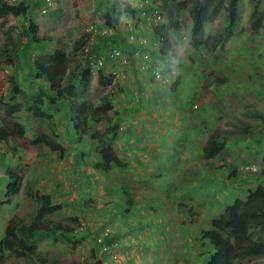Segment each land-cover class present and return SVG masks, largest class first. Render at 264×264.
<instances>
[{
	"label": "rangeland",
	"instance_id": "1",
	"mask_svg": "<svg viewBox=\"0 0 264 264\" xmlns=\"http://www.w3.org/2000/svg\"><path fill=\"white\" fill-rule=\"evenodd\" d=\"M118 1L121 4V0ZM154 1L167 13V16L175 10L178 21L192 25L189 9L194 0ZM30 2L31 0H26L28 9L25 16H15L16 23L11 33L12 42L20 41L21 32L27 25V18L30 16L32 20L45 26V38L41 41L40 48L34 47V57L39 52L40 54L45 52L47 48L50 50L51 45L49 46L47 38H55L63 43L68 56L75 49L76 53L79 55L81 53L85 57L84 46L90 48L88 40L90 26L93 23H99V30L102 28L107 13L106 3L112 6L115 0H64L60 4L62 7L60 11L52 8V4L49 7L44 6V0L38 7L35 3ZM211 5L212 3L208 10ZM44 7L47 9L46 12L41 11ZM253 7L257 12L262 13L261 26L257 30L250 28V21L247 18L249 10ZM150 15L151 13L148 12L147 18ZM134 17L137 20V12ZM235 18L237 22L233 23L229 29H227L226 13L223 9L219 10L215 20H205L203 36L199 38L203 39L205 45L193 42L189 59L182 63L179 72L175 68L172 70V77L181 76V82H185L184 86L178 85L181 92L177 104H183L179 105L182 108L178 107V109L188 108L192 113H189L191 121L188 120L189 124L186 126L185 137L188 140L181 145L184 148L180 147L178 150L181 157L172 161L173 163L180 160V163L175 167H170V170H166L169 173L155 176L150 184L153 189L149 193V197L140 198V202L145 203L146 206V201H161L162 204L166 202V205L161 207L154 205L156 214L150 219L152 223L149 233L150 242L154 238L156 251H158L154 255L146 256L150 264H201L203 260H207L211 250L209 254L203 253L205 247L199 238L200 230L203 227H208L211 219L221 214L225 206L234 198H245L248 190L256 187L260 171L264 166L261 153L255 152L256 139H261L264 147V120L251 116L249 113L253 110L264 112V0H241ZM140 20H142V24L147 23L146 17L140 16ZM205 25L207 31H205ZM126 31L125 34L119 32L125 39V35L128 37L130 33V31ZM96 32L98 33V31ZM210 34L214 39L208 38ZM110 36L98 34L95 37V43L92 44L97 48L95 54L101 56L102 51L105 50L102 45L108 46L109 39L112 42L117 35L115 34V38H110ZM205 37L206 39H204ZM136 38L137 35H135ZM5 39L6 36L3 37L0 31V62L8 64L9 56L15 59L14 49L16 46L13 43L5 45ZM132 42L134 43V41ZM12 45L14 47L11 49ZM8 52L11 54H7ZM28 54L17 55L21 62L25 61V63L22 62L24 67L26 64H32ZM79 62H82L81 55L79 59L68 60L64 82L69 77V72ZM96 69L97 67H93L89 89L84 93V99L90 105L97 104L99 98L107 97L106 94L111 93L113 89V84L102 88V90L96 86L94 74ZM4 74L9 77L8 73L4 72ZM41 79L43 78L37 79L39 83H41ZM8 89H10L9 86L6 90ZM47 91L46 89V93ZM22 97L20 103L24 107L28 103L24 96ZM74 100L76 99L70 98V101ZM169 101L171 102V100L166 102ZM192 104H196V108H192ZM6 108L3 103H0V117L4 116ZM107 115L101 114L100 125L107 121ZM44 122L50 123L51 121L44 120ZM28 126L27 135L13 138L16 146L20 145L24 148V154H27L24 163L27 166L19 170L23 178L19 192L13 195L12 203L4 206V211L0 213V217H3L0 220V238L4 236L9 216L19 223L27 224L31 221L41 205V200L38 197L39 194H42L40 190L46 189L45 186L51 183L50 177L55 179L52 166L50 167L49 163L46 164L45 161L50 162L51 158L58 154V151L49 149L45 142L35 145L31 143V140L47 131L46 135L49 138L57 136L58 138L56 137L55 140L60 144L65 143L61 142L63 141L61 135L50 130L49 125L39 124L37 128L33 126L32 129H29L30 125ZM247 126L250 130H247ZM188 132L192 135L190 136ZM211 135L223 141L225 146L220 153L207 160L204 158L202 148L205 147ZM94 146H97L94 141L91 143L82 141L75 144V150L77 152L78 148H81L91 153ZM40 153L45 155L47 160L43 157L37 158L36 154ZM89 153L82 158L87 164L96 161ZM58 159L59 168L62 162L70 164L67 166V172L58 171L59 176H62L58 178V182L61 183L65 179V184H68L69 187L72 185L74 188L72 190L69 188L65 194L62 193L61 196L54 199L60 201L59 204H53L59 207L46 212L45 219L61 221L70 228V232L67 235L57 234L52 238L42 236L38 239V249L35 253L28 254L25 258L11 254L12 257L5 258V264H24L26 260L32 264H102L99 256V253H102L101 246L98 241L101 237L103 239L102 227L100 229L98 225L97 227L92 226L91 229L87 228L83 218V206L80 205L83 200L85 203L88 196L94 200L102 199L99 195V185L94 182L90 184L91 187L88 190L87 184L82 180H86L88 177L86 174L90 173L91 169L82 168L78 172L80 167L77 169L76 166L80 162L79 159L76 161L77 158L75 160L68 158L66 161L60 155H58ZM40 160L43 162L41 166L38 163L41 162ZM64 167L65 165H63ZM139 168L143 167L140 166L136 169ZM120 169L124 168L120 167ZM209 169L215 170L208 171ZM74 170L75 173H72ZM232 171L237 174L230 176L229 173L231 174ZM97 175L102 180L98 173ZM136 177L135 175L134 179ZM167 180L176 184L180 183L181 186L185 181L188 187L186 191L177 192L167 185ZM143 193L145 195V192ZM66 194L71 196L65 200L67 202H64L63 197ZM179 198L180 200H178ZM177 201H180V206ZM90 205L92 203L86 204V206ZM158 214V218L164 224L156 227ZM163 235L167 236L163 238ZM85 236L89 238V241L85 239ZM183 242H186V249L183 247ZM93 244L94 247H92ZM206 246L210 249L208 243ZM116 258H118V262L121 256L116 254ZM241 262L242 264H264V256L246 258Z\"/></svg>",
	"mask_w": 264,
	"mask_h": 264
},
{
	"label": "crops",
	"instance_id": "2",
	"mask_svg": "<svg viewBox=\"0 0 264 264\" xmlns=\"http://www.w3.org/2000/svg\"><path fill=\"white\" fill-rule=\"evenodd\" d=\"M42 1L37 0L35 2V0H31L37 7L42 4ZM63 1L59 0L57 11L61 10L60 4ZM118 4L116 2L119 8L120 5L118 6ZM149 7V5H145L143 0H139L138 8H129L128 10L133 11V13L137 12L140 15L143 11L148 13L151 10ZM140 26L143 30L152 32L149 22L145 24L141 22ZM136 30V35L145 38L147 41L140 42L141 39H134L130 40V42L134 41V43L127 44L128 39L123 38V35L119 34V32L123 31L122 26L117 30V36L114 41L111 42L109 39L108 46L102 45V48L105 49L102 51V56L106 60L104 69L106 72L113 74L114 77L110 99H112V105L117 112L112 117L108 116V123L105 121L102 127L110 124L114 130L112 132L114 138L111 137L110 139L109 137V142L114 147L116 156L122 162L127 163L126 167H122L124 169L114 165L111 166L110 170L101 172L93 167L94 162L87 164L82 158L89 151L84 148V150L78 148L76 152L75 144L82 141L98 143L87 134L78 135L76 133L74 126V107L76 108V105L73 101H70V99L59 100L57 103L50 104L47 100V95L45 97V94L49 92L48 82L44 77L37 76V70L33 68L32 64H26L24 67L22 62L25 63V61L22 60L21 62L18 57H15L13 65L0 63L1 68L5 67L3 72L13 76L18 84V92L13 93L9 89L6 90L0 103H3L6 107L13 104L20 106L19 111L15 113L14 119L23 125L24 135L28 134V125H30L29 129L34 128L33 126L37 128L39 124L49 125L51 131L54 130L55 133L63 137L61 142H65L61 143L64 151L60 157H63L66 161H68V158L72 160L77 158L76 161L79 159L78 165L74 164L77 169L80 167L78 172L82 168L91 169V172L86 174L88 176L86 180L83 179L82 181L87 184L88 190L91 187L90 184L97 183L99 185V195L102 199L94 200L91 196H88L85 203H92V205L86 206L84 200L80 205L82 204L83 206V218L87 228L91 229L92 226L97 227L99 225L100 229L102 227V234H105V232L108 234L104 238L107 244H104V246L107 247V250L102 251V244L100 245L102 253H99V256L102 264H150L146 256L154 255L158 252L156 251L157 247L154 238L150 242L149 233L152 224L150 219L155 216L152 211V209L155 210L154 205L155 207H161L166 205V202L162 204L161 201H146V206L145 203L140 202V198L149 197V193L153 189L150 184L155 176L169 173L166 170H170V167H175L180 163V160L173 163L172 161L181 157V153H178V150L188 140L185 137L186 126L189 124L187 121H191L189 113L192 112L188 108L178 109L179 105H183L182 103L177 104L178 96L181 92L178 89V85H185V82H181L182 77L175 75L172 83L171 80L167 79L164 81L156 80L149 73L139 68L142 60L140 52L150 51L152 54L150 56L151 61H157L159 65L161 51L158 50L160 44L156 42L155 34L149 35L141 29L136 28ZM111 37L115 38V34L111 35ZM37 47L40 48L41 45L38 44ZM31 48L34 49L33 46ZM46 50H49V48ZM113 50H118L122 59L114 58L111 55ZM39 78H43L41 83L37 80ZM46 89L48 90L47 93ZM22 96L28 103L24 107L20 103ZM38 96L43 99L41 105H39L41 110L49 113L50 117L44 118L34 115L32 109L37 106L36 98ZM168 100H171V102H166ZM42 119L50 120L51 122H44ZM46 133L48 132L46 131ZM188 133L190 136L192 135L190 132ZM89 134L91 135V132ZM56 137L54 136L53 140ZM55 141L58 142L57 140ZM18 146L15 145L13 138H10L7 142L0 141V213L4 211V206L10 205L13 200V196H5L7 186L11 182L7 170L16 173L18 171L17 174L21 176L19 170L27 166L24 163L26 162L27 154H24V148L20 147V145ZM181 148H184V146ZM58 155H60L59 152L55 154L54 158H51L50 162L44 160L46 164L49 163L48 165L52 166L55 179L50 177L51 183L45 186L46 189L40 190L42 194L50 196L52 204H59L60 201L54 199L57 196H61L62 193L65 194L69 188L71 190L74 188L72 185L69 187L68 184H65V179L61 183L58 182V178L62 177L59 176L58 171L64 170L67 172V166H70L69 163L64 164L62 162L59 168ZM36 157H43L47 160L42 153L36 154ZM38 163L41 166L43 162ZM63 165H65L64 168ZM140 166L143 168L136 169ZM16 169L17 171H15ZM213 170L215 169H209L208 171ZM72 173H75V170ZM97 173L102 177V180H100ZM135 175L137 176L136 179H134ZM167 185L177 192L186 191L188 187L185 181H183L181 186L180 183L176 184L167 180ZM143 192H145V195ZM70 196L66 194L63 197V201L67 202L65 200ZM151 206L152 209H148ZM1 218L3 217L1 216L0 220ZM10 218L11 216L7 219ZM161 222L158 219L155 226H161ZM85 239L89 241L86 236ZM92 247H94V244ZM112 254L121 256L118 262V258H113ZM0 264H5V261Z\"/></svg>",
	"mask_w": 264,
	"mask_h": 264
},
{
	"label": "trees",
	"instance_id": "3",
	"mask_svg": "<svg viewBox=\"0 0 264 264\" xmlns=\"http://www.w3.org/2000/svg\"><path fill=\"white\" fill-rule=\"evenodd\" d=\"M58 2L59 0L52 2V8L56 9ZM239 2L240 0H194L189 9L194 29L193 42L205 45L203 39H199L203 36L204 21L215 20L220 9L225 10L227 29H229L235 21L234 18ZM211 3L212 5L208 10ZM106 8L105 24L114 26L115 22H117V5L114 3L113 6H110L106 3ZM27 9L26 0H0V31L3 37L6 36L5 45L13 43L11 33L16 23L15 16H25ZM170 14H168L170 19L168 25H163L162 29L159 30L162 34H165L164 36H166L169 28L179 27L175 10ZM250 19H252L250 28L257 30L261 26L262 13L257 12L256 8L253 7L252 11H250ZM26 24L21 32L20 41L13 43L17 49H14L15 57L22 53H29L28 57L31 59L33 68L37 70V76L44 77L48 82L49 92L47 100L50 104L57 103L59 100H67L71 97L76 99L73 101L76 105V108L74 107L75 130L78 135L87 134L97 141V146L89 153L96 160L93 164L96 170L107 171L114 165L126 167L127 163L122 162L116 156L114 147L109 142V137L110 139L111 137L114 138L112 136L114 130L111 125L108 124L104 127L100 125L101 114H108L107 116L110 117L117 114L112 105L110 93L106 94L107 97L102 96L99 98L98 103L95 105H90L84 99V93L89 89L92 75L88 59H83L81 63L76 64L69 72L66 82H64L68 60L80 58V55L76 53L77 50H72L70 56H68L63 43L55 38H47L51 45V50H46L41 54L40 52L39 54L36 53L37 56L34 57L35 51L31 46L36 48L45 38V26L38 24L30 16L27 18ZM208 38L214 39L211 34L208 35ZM218 39H221L220 36ZM164 43L163 48H166L168 46L167 39ZM13 45L11 49L14 47ZM92 50L97 52L95 46ZM7 54L11 53L8 52ZM12 58L10 56L7 58L8 64L13 65L15 59ZM4 68L0 67V101L8 86L13 93L18 92L17 82L13 76L8 77L4 74ZM112 81L113 74H107L104 65L96 70L95 83L99 89L102 90V88L110 86ZM42 100L40 96L36 98L37 106L32 111L37 117L48 118L50 114L41 110L39 106ZM19 107L18 104L9 105L5 110L4 116L0 117V141L7 142L10 138L24 136L23 125L14 119ZM249 113L251 116L260 117L264 120V112L253 110ZM246 128L250 130L248 126ZM89 132H91V135ZM41 142H45L49 149L57 150L60 156L63 155L64 147L53 140V138H48L45 132L31 140V143L35 145ZM255 145V152L261 153L264 162V147L261 139H256ZM224 146L223 141L211 135L205 147L202 148L204 158L207 160L213 158L223 150ZM7 171L11 182L7 186L5 196H13L20 190L22 177L16 172ZM236 174L237 172L234 171L231 174L229 173L230 176ZM38 197L41 200V205L29 223H19L13 218L7 221L4 236L0 239V262L3 261L5 252H11L14 256L24 258L28 254L35 253L38 241L37 236L40 234L56 237L57 234L67 235L70 232V228L61 221L45 219L46 212L59 206L53 205L50 196L47 194H41ZM199 238L201 243H204L205 249L203 253L209 254L211 250L207 260H203L201 264H242L241 261L243 259L264 256V166L260 171L256 187L248 190L245 198L236 197L227 204L221 214L211 219L208 227H203L200 230ZM206 243L209 244L210 249L206 246ZM183 247L186 249V242H183ZM26 264H30L29 261Z\"/></svg>",
	"mask_w": 264,
	"mask_h": 264
},
{
	"label": "clouds",
	"instance_id": "4",
	"mask_svg": "<svg viewBox=\"0 0 264 264\" xmlns=\"http://www.w3.org/2000/svg\"><path fill=\"white\" fill-rule=\"evenodd\" d=\"M52 2H53V0H51V3L48 4L44 0V6L49 7L52 4ZM116 2L119 3L118 0H115L114 3L116 4ZM152 3L155 6H157V8L159 9V11L162 14V16L157 17V26H161V27L160 28L158 27V29H155V30L154 29L152 30V28H153L152 27V22L149 21L148 19H146V21L149 22V27H150V29H151L152 32H150L149 30H143V28L140 26V23L142 22V20H140V19L139 20H135V19L132 20V16H136V13H133V11H129L128 9L129 8H131V9L138 8L139 7V0H121V4L119 3V5H120L119 8L117 7V10H116V13H117V15H116L117 22H115V25L112 26V25H109L107 23L106 24H103V25H107V26H110V27L113 28L114 32L113 33H110L109 35L116 34L117 30L120 27H122V26H123V31H121V32H124V34H125V32H127L126 30L131 31V30H129L128 24L131 27L133 25V32L132 33L134 35V38H135V35L137 34L136 28L137 29H141L142 31H145V33L146 34H149V35L155 34L156 42H158L160 44V47H159L158 50L161 51V56H160V60H159V65H158L157 61H155L158 68L154 71L153 75L156 76L160 80H166V79L167 80H171V83H172L173 80H174V76L172 77V74H171L172 73V70L175 68L177 70V72H179L180 69H181L182 63L186 62L189 59V57L191 56V49L193 47L194 29H193V26L192 25H188V24H185L182 21H178V23H179L180 26L177 27V28H169L167 30L166 36H164L165 34H162L159 30L162 29V26L163 25H165V26L168 25L170 19L168 18L167 13L164 12L163 9L160 6H158L159 4H157L154 0H152ZM149 6H150V8L152 7L151 5H149ZM51 7H52V5H51ZM237 7H238V5H237ZM44 8L41 9L42 12H43V10H45L44 12L47 11V9L46 8L44 9ZM250 11H252V9L249 10V14H248L249 15L248 16V19H249V21L251 23V20L252 19H250ZM138 15L139 14L137 13V16ZM237 16H238V14H237ZM237 16H236V18H237ZM236 18H234L235 21L233 23L237 22V19ZM207 30H208L207 29V26L205 25V31H207ZM97 35H98V33L96 34V36ZM99 35H101V34H99ZM158 35H161L163 37V40H158ZM125 37L128 39V37L126 35H125ZM138 39H141V41L142 40L147 41L145 38L137 35V38L135 40H138ZM166 39H167L168 46L166 48H163L164 45H165L164 41ZM88 40H89V47L90 48H87V46H84V52L86 53L85 54V57L83 56V54H81L80 52L79 53L81 55L82 60L83 59L84 60L85 59H88L89 66H90L91 72L93 74V67H97V69H98L99 67H101L102 65L105 64V61L106 60L103 58L102 55L101 56H100V54L97 55L92 50V49H94V46H92V44L94 45V43H95L94 41L95 40H90L89 39V36H88ZM129 43H130V39H128L127 44H129ZM49 46H50V44H49ZM162 49H163V51H162ZM50 50H51V47H50ZM146 52H148L150 56L152 55L150 51H146ZM99 59L102 61V64L100 66L96 65V62ZM96 70L94 72L95 75H96ZM107 74H111V73H108L107 72ZM113 79H114V77H113ZM111 85H112V83H111ZM196 106H197L196 104H192L191 105L192 108H196ZM176 169H178V167H176ZM39 195H41V194H39ZM178 200H180V199H178ZM177 202H178V206H180L179 205L180 204V201H177ZM148 209H152V206L150 208H148ZM152 211H153V213L155 215L156 214V209L155 210L152 209ZM158 217H159V214L157 215V218ZM161 223L164 224L163 221ZM40 235L41 236H45V238H46V236H48V235H44V234H40ZM40 235L37 236L38 239L40 238ZM107 235L108 234L105 232V234H103V239H102V237L98 239L100 245L102 244V251L107 250V247L104 246V244H106L104 238ZM165 236H167V235H163V238ZM49 237L52 238V236H49ZM49 237H47V238H49ZM37 243H38V241H37ZM37 249H38V245H37ZM37 249H36V251H37ZM11 254H12L11 252H5V257H4L3 261L0 262V263H3L5 261V258L12 257ZM112 257L113 258H116V255L115 254H112ZM27 261L28 260H26L24 264H26ZM30 264H32V263H30Z\"/></svg>",
	"mask_w": 264,
	"mask_h": 264
},
{
	"label": "built area",
	"instance_id": "5",
	"mask_svg": "<svg viewBox=\"0 0 264 264\" xmlns=\"http://www.w3.org/2000/svg\"><path fill=\"white\" fill-rule=\"evenodd\" d=\"M48 4L51 3V0H45ZM144 2L148 5H151V10L149 11L151 13L150 17L147 18V15L148 13H146L145 11L141 12L140 15L137 16V20L140 19V16L141 17H146V19H148L149 21L152 22V30L154 29H158V27L160 28L161 26H157V17L159 16H162L161 12L159 11V9L157 8V6H155L153 3H152V0H144ZM45 10H43L44 12ZM132 20H134V16H132ZM99 23H93L90 27H91V30H88L89 31V39L90 40H95V37H96V34L98 31V34H101V35H109L110 33H113L114 30L112 27L110 26H107V25H103L102 28L99 30ZM128 27H129V30L130 33L128 34V39L130 40H134V35H133V25L132 27L128 24ZM158 40H163V37L161 35H158ZM145 40H140V42H144ZM139 53V52H138ZM140 57H141V61H140V64H139V68L146 71L147 73H149L154 79L156 80H160L158 79L156 76L153 75L154 71L158 68L157 65H156V62L155 61H151L150 59V55L148 52H140ZM114 58H121V54L118 50H113L112 51V54H111ZM93 60V59H92ZM102 64V61L99 59L97 60L96 62V65L100 66ZM161 81H164V80H161Z\"/></svg>",
	"mask_w": 264,
	"mask_h": 264
}]
</instances>
